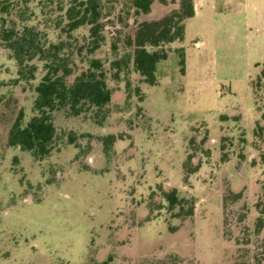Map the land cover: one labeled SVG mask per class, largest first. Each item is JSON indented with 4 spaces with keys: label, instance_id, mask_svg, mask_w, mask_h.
Wrapping results in <instances>:
<instances>
[{
    "label": "rangeland",
    "instance_id": "rangeland-1",
    "mask_svg": "<svg viewBox=\"0 0 264 264\" xmlns=\"http://www.w3.org/2000/svg\"><path fill=\"white\" fill-rule=\"evenodd\" d=\"M67 1L26 2L31 24L51 19L50 41ZM175 7L156 3L143 19ZM182 47L183 74L173 55L158 63L154 86L133 74L139 92L101 127L88 114L54 112L56 129L73 131L78 148L63 143L34 160L4 141L20 108L24 122L32 115L41 63L34 61V80L14 84V62L0 46V264H95L109 255L110 264H257L264 238V225L254 232L256 204L264 203V0L201 5L184 23ZM106 53L107 45L97 54ZM109 134L121 139L105 155L100 138ZM187 155L199 168L184 181ZM163 185L193 200L192 217L166 209ZM229 192L241 196L231 201Z\"/></svg>",
    "mask_w": 264,
    "mask_h": 264
},
{
    "label": "trees",
    "instance_id": "trees-1",
    "mask_svg": "<svg viewBox=\"0 0 264 264\" xmlns=\"http://www.w3.org/2000/svg\"><path fill=\"white\" fill-rule=\"evenodd\" d=\"M26 2L0 0V46L14 62V84L35 79L34 61L41 63L43 74L33 88L32 115L24 122L20 108L4 142L8 148L18 147L29 152L34 160L48 158L63 143L78 148L73 131L56 129L54 112L68 117L88 114L91 121L101 127L112 113L122 112L124 105L139 92L133 85V74L140 76L148 86H154L160 77L158 63L167 61L171 55L177 59L179 73H184V23L195 14L193 0H68L65 6L59 5L61 14L51 25V29L58 30L55 41H50L47 35L51 19L47 23L31 24L34 13ZM161 2L176 7L158 19H143ZM127 28L130 30L124 32ZM175 43L177 46L169 55L167 49ZM106 45L107 57L101 58L97 53ZM121 83L123 89L119 87ZM117 96H122L121 103ZM120 139L113 134L101 137L103 153L107 155ZM192 158L193 155H187L182 165L184 181L199 168V164L192 166ZM158 191L166 202V209L177 210L175 217L193 216V200L179 197L173 187L158 186ZM240 196V193L229 192L227 199L236 201ZM262 204V207L256 204L259 211L255 234L264 225ZM254 259L257 264L264 262V238ZM110 262L109 255L95 264ZM148 264L165 262L155 260Z\"/></svg>",
    "mask_w": 264,
    "mask_h": 264
},
{
    "label": "crops",
    "instance_id": "crops-1",
    "mask_svg": "<svg viewBox=\"0 0 264 264\" xmlns=\"http://www.w3.org/2000/svg\"><path fill=\"white\" fill-rule=\"evenodd\" d=\"M235 1L236 0H193V3H194V11H195V14H194L193 17H195L197 15L198 8L201 5H204V4H207L208 3L211 6H214L216 3H219L220 5H222L223 7H225V6L234 4ZM245 1L248 3L251 0H245Z\"/></svg>",
    "mask_w": 264,
    "mask_h": 264
}]
</instances>
